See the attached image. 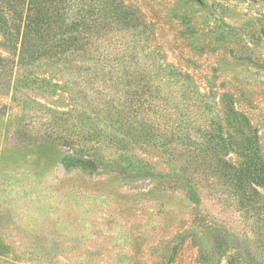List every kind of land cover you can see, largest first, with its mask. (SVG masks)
Listing matches in <instances>:
<instances>
[{"label":"rangeland","instance_id":"rangeland-1","mask_svg":"<svg viewBox=\"0 0 264 264\" xmlns=\"http://www.w3.org/2000/svg\"><path fill=\"white\" fill-rule=\"evenodd\" d=\"M120 1L140 16L158 62L215 98L217 140L233 144L220 165L243 162L234 152L243 131L264 166V0ZM3 33L0 264H264V187L242 191L209 171L182 183L159 155L146 157L165 178L148 184L42 143L34 103L71 112V93L42 62L20 69ZM36 77L52 86L39 89ZM224 96L237 119L225 114ZM244 118L249 128L238 129Z\"/></svg>","mask_w":264,"mask_h":264},{"label":"trees","instance_id":"trees-1","mask_svg":"<svg viewBox=\"0 0 264 264\" xmlns=\"http://www.w3.org/2000/svg\"><path fill=\"white\" fill-rule=\"evenodd\" d=\"M3 10L9 17L0 15V31L17 52L18 67L42 62L66 79L71 93V112L34 103L43 118L42 143L75 149L104 169L148 184L165 178L146 157L159 155L175 165L172 176L182 183L192 185L209 171L230 177L242 191L264 187L255 138L240 132L234 152L243 162L220 165L221 151L229 154L233 144L217 140L215 98L158 62L140 16L120 0H0ZM37 80L41 90L52 86L37 77L31 82ZM223 103L227 117L237 119L231 100L224 96ZM236 126L249 123L244 118Z\"/></svg>","mask_w":264,"mask_h":264}]
</instances>
